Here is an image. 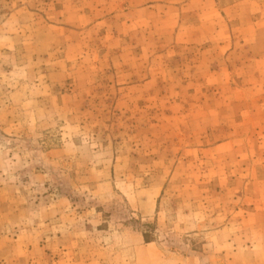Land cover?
I'll return each mask as SVG.
<instances>
[{
	"label": "rangeland",
	"instance_id": "1",
	"mask_svg": "<svg viewBox=\"0 0 264 264\" xmlns=\"http://www.w3.org/2000/svg\"><path fill=\"white\" fill-rule=\"evenodd\" d=\"M0 264H264V0H0Z\"/></svg>",
	"mask_w": 264,
	"mask_h": 264
}]
</instances>
